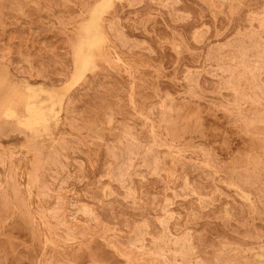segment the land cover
<instances>
[{"label": "rangeland", "instance_id": "374dc122", "mask_svg": "<svg viewBox=\"0 0 264 264\" xmlns=\"http://www.w3.org/2000/svg\"><path fill=\"white\" fill-rule=\"evenodd\" d=\"M13 1L0 61L45 120L0 144V264H264V0H110L84 77L76 48L102 0Z\"/></svg>", "mask_w": 264, "mask_h": 264}, {"label": "bare ground", "instance_id": "6f19581e", "mask_svg": "<svg viewBox=\"0 0 264 264\" xmlns=\"http://www.w3.org/2000/svg\"><path fill=\"white\" fill-rule=\"evenodd\" d=\"M14 1H16V0H14ZM14 1H13V3H14ZM19 1H21V0H19ZM18 1V4L20 3ZM40 1V0H39ZM39 1H37V2H39ZM112 1V0H111ZM110 0H102L101 1V3L99 4V7H94V8H96L94 11H92L93 12V14H91V15H93V16H91L92 17V19H91V21H90V23L87 25L86 24V26L84 27V36L82 37V39L80 40V42H79V44H78V46H77V48H76V60L75 61H77V72L79 73V74H81V77L83 76L82 74L85 72V71H87V69L89 68V65L91 64V62H92V59H93V57H94V52H95V50H97L99 53H101V51H102V47H100V44H102L103 43V41H104V39H106V37H104V39L102 38V34L103 33H101L100 31V29H101V27H100V25H99V22H100V18H102L101 16H100V18H99V14L101 15V13H99L100 12V10L101 9H105L104 7L106 6V8H108L107 7V5L108 4H110L109 2H111ZM157 1H159V0H157ZM17 2V1H16ZM26 1H24V4H26L25 3ZM28 2V1H27ZM36 2V3H37ZM43 3H45L44 1H42ZM71 2V1H70ZM22 3H23V1H22ZM33 3V2H32ZM35 3V2H34ZM49 3V2H48ZM8 4H9V2H8ZM10 4H11V2H10ZM14 4H17V3H14ZM13 4V5H14ZM29 4V3H28ZM38 4V3H37ZM116 4H118V3H116ZM12 5V4H11ZM30 5V4H29ZM43 5V4H42ZM42 5H40V6H42ZM86 5V4H85ZM87 5H88V3H87ZM113 5V4H112ZM17 5H15V7H16ZM26 6V5H25ZM28 6V5H27ZM31 6H33V5H31ZM34 6H36V5H34ZM111 6V5H110ZM117 6V8H118V5H116ZM151 6V5H150ZM7 7V6H6ZM14 7V6H13ZM19 7H20V5H19ZM37 7V6H36ZM22 8H25V7H22ZM28 8H30V6L28 7ZM27 8V9H28ZM41 8V7H40ZM46 8V7H45ZM9 9V8H8ZM8 9H7V11H8ZM13 9V8H12ZM12 9H10L11 10V12H10V10H9V13H12ZM16 9H18V6H17V8ZM93 9V8H92ZM112 9V8H111ZM19 10V9H18ZM36 10V9H35ZM34 10V11H35ZM38 11H39V9H37ZM36 10V11H37ZM109 10H110V7H109ZM222 10V9H221ZM249 10V9H248ZM6 11V15H7V12ZM21 12L23 11V10H20ZM19 11V13H18V15L21 13ZM14 12V11H13ZM24 12V11H23ZM23 12L21 13V14H23ZM28 12V11H27ZM39 12H42V11H39ZM105 12V10H103V13ZM250 12V11H249ZM15 13V12H14ZM17 13V12H16ZM37 13V12H36ZM59 13V12H58ZM99 13V14H98ZM98 14V15H97ZM105 14H106V12H105ZM120 14V13H119ZM3 15V14H2ZM10 15V14H9ZM25 17L24 18H26V17H28L27 16V14L25 13ZM51 15V14H50ZM257 15V14H256ZM21 16V15H20ZM77 16V15H76ZM75 16V17H76ZM103 16V15H102ZM40 17V16H39ZM51 17H52V15H51ZM59 17V16H58ZM65 17H66V15H65ZM81 17V16H80ZM80 17H78V19L80 18ZM90 17V18H91ZM2 18V17H1ZM0 18V19H1ZM4 18V17H3ZM14 18V17H13ZM12 18V19H13ZM23 18V19H24ZM54 18V17H53ZM60 19V18H59ZM103 19V18H102ZM102 19H101V21H102ZM105 19V18H104ZM245 19V18H244ZM15 20V19H14ZM51 20V19H50ZM144 20V19H143ZM6 21H8L7 19H6ZM31 21H33V20H31ZM88 21V22H89ZM17 22V21H16ZM34 22V21H33ZM32 22V23H33ZM65 22V21H64ZM149 22V21H148ZM11 23V22H10ZM15 23V22H14ZM17 23H19V22H17ZM27 23H28V21H27ZM39 23H40V21H39ZM19 24H21V21H20V23ZM35 24H36V22H35ZM70 24H72V22L70 23ZM258 24V23H257ZM43 25V24H42ZM68 25V24H67ZM85 25V24H84ZM109 25V24H108ZM152 25H153V22H152ZM18 26V25H17ZM22 26H23V24H22ZM263 26V25H262ZM33 27V26H32ZM56 27V26H55ZM104 27V26H103ZM109 28H110V26H108ZM22 28V27H21ZM64 28V27H63ZM108 28V29H109ZM113 28H114V25H113ZM152 28V27H151ZM163 28H165V27H163ZM33 29V28H32ZM39 29V28H38ZM66 29V28H65ZM110 29H112V28H110ZM168 29V28H167ZM54 30V29H53ZM104 30H105V28H104ZM114 30H115V28H114ZM142 31H143V29H141ZM56 31V30H55ZM57 31H58V29H57ZM83 30H81V32H82ZM109 31V30H108ZM34 32V31H33ZM47 32V31H46ZM51 32H52V30H51ZM54 32V31H53ZM105 32H106V30H105ZM104 32V33H105ZM193 32V31H192ZM110 33H113V31L112 32H110ZM14 34V33H13ZM106 34V33H105ZM236 34V33H235ZM108 35V34H107ZM18 36V35H17ZM113 36V35H112ZM172 36H173V34H172ZM68 37V36H67ZM66 37V38H67ZM109 37V36H108ZM113 37H115V36H113ZM228 38V37H227ZM69 39V38H68ZM102 39H103V41H102ZM249 39H250V37H249ZM107 40V39H106ZM111 40V39H110ZM253 40V39H252ZM101 41H102V43H101ZM254 41V40H253ZM39 42V41H38ZM147 42V41H146ZM258 42V41H257ZM256 42V43H257ZM64 43V42H63ZM69 43H71L69 40H68V44ZM234 43V42H233ZM250 43V42H249ZM105 44V43H104ZM149 44V43H148ZM4 45V44H3ZM147 45V44H146ZM260 45V44H259ZM105 46V45H104ZM260 46H263V45H260ZM23 47H24V45H23ZM116 47V46H115ZM167 47V46H166ZM252 48H255L254 46L252 47ZM256 48H258V47H256ZM255 48V49H256ZM26 49V48H25ZM116 49V48H115ZM147 49V48H146ZM179 49V48H178ZM261 49V48H260ZM176 50H177V47H176ZM41 51V50H40ZM57 52V51H56ZM114 52V51H113ZM260 52V51H259ZM258 52V53H259ZM9 54H10V52H9ZM9 54H7V55H9ZM12 54V53H11ZM30 54V53H29ZM47 54V53H46ZM70 54V53H69ZM50 55V54H49ZM55 55V54H54ZM22 56V55H21ZM52 56V55H51ZM64 56V55H63ZM7 57V56H6ZM25 56H23V58H24ZM28 57V56H27ZM48 57V56H47ZM60 57V56H59ZM117 58H119L118 56H116ZM12 58V57H11ZM20 58H22V57H20ZM70 58V57H69ZM103 58V57H102ZM238 58V57H237ZM257 58H259L258 56H257ZM4 59V58H3ZM261 59V58H260ZM1 60V59H0ZM13 60V59H12ZM23 60V59H22ZM30 60V59H29ZM52 60V59H51ZM56 60V59H55ZM54 60V61H55ZM57 60H58V58H57ZM56 60V61H57ZM14 61V60H13ZM75 61H74V64H75ZM117 61H119L118 59H117ZM255 61V60H254ZM22 62V61H21ZM23 62H25V61H23ZM28 62V61H27ZM60 62V61H59ZM9 63V62H8ZM52 63V62H51ZM57 63V62H56ZM62 63V62H61ZM111 63V62H110ZM122 63V62H121ZM27 64V63H26ZM72 64V63H71ZM12 65H13V63H12ZM61 66H62V64H60ZM243 65V64H242ZM22 66V65H21ZM40 66V65H39ZM254 66V65H253ZM14 67H15V65H14ZM64 67V66H63ZM259 67V66H258ZM73 68H75V66L74 67H72V69ZM251 68V67H250ZM254 68V67H253ZM260 68H261V66H260ZM29 69V68H28ZM66 69V68H65ZM92 70H94L93 68H91ZM95 69H96V67H95ZM24 70V69H23ZM22 70V73H24V71ZM25 70H27V68L25 69ZM31 70V69H30ZM29 70V71H30ZM101 70H103V68L101 69ZM17 71H18V69H17ZM28 71V73H30ZM42 71V70H41ZM41 71H40V73H41ZM44 71V70H43ZM42 71V72H43ZM75 71V70H74ZM106 71V70H105ZM257 71V70H256ZM45 72V71H44ZM58 72V71H57ZM91 72H93V71H90V74H91ZM99 72V71H98ZM253 72H254V70H253ZM46 73V72H45ZM47 73H49V72H47ZM25 74V73H24ZM43 73H41V76H43L42 75ZM68 74L71 76V74H70V72L68 71ZM249 74V73H248ZM18 75V74H17ZM28 75V74H27ZM104 75V74H103ZM111 75V74H110ZM250 75H251V73H250ZM40 76V77H41ZM73 76V75H72ZM98 76V75H97ZM102 76V75H101ZM100 76V77H101ZM54 77V76H53ZM64 76L62 75V78H63ZM84 77V76H83ZM94 77V76H93ZM93 77H91L92 79H93ZM109 77V76H108ZM252 77V76H251ZM36 78H39L38 76L36 77ZM61 78V79H62ZM66 78V77H65ZM64 78V79H65ZM73 78H74V76H73ZM79 78V77H78ZM77 78V79H78ZM103 78H105L104 76H103ZM43 79V78H42ZM87 79H89V78H87ZM86 79V80H87ZM102 79V78H101ZM199 79V78H198ZM259 79V78H258ZM263 79V78H262ZM45 80V79H44ZM47 80H48V78H47ZM71 80H72V78H71ZM80 80V79H79ZM93 80H95V79H93ZM97 80V79H96ZM105 80H107V78L105 79ZM114 80V79H113ZM53 81V80H52ZM61 81V80H60ZM63 81H65V80H63ZM73 81H74V79H73ZM85 81V80H84ZM99 81H100V79H99ZM263 81V80H262ZM72 82V81H71ZM77 82H78V80H77ZM85 82H87V81H85ZM96 82V81H95ZM57 83H59V82H57ZM62 83V82H61ZM26 84V83H25ZM51 84V83H50ZM71 84V83H70ZM74 84V83H73ZM76 84V83H75ZM103 84H104V82H103ZM93 85V84H92ZM91 85V86H92ZM130 85V84H129ZM28 86V85H27ZM37 86V85H36ZM42 86V85H41ZM89 85H87V87H88ZM33 87H35V86H33ZM33 87H31V88H33ZM68 88H69V86H67ZM71 87H74L73 85L71 86ZM80 87V86H79ZM81 87H83L82 85H81ZM114 87V86H113ZM112 87V88H113ZM257 87V86H256ZM38 88H39V86H38ZM54 88V87H53ZM86 88V87H85ZM254 88V87H253ZM26 89V88H25ZM39 89H41V88H39ZM38 89V90H39ZM89 89L91 90V87H89ZM98 89V88H97ZM27 90V89H26ZM90 90H88V91H90ZM99 90H101V87H100V89ZM110 90V89H109ZM125 90V89H124ZM43 90H41V92H42ZM45 91V90H44ZM44 91H43V93H44ZM47 91V90H46ZM38 92H40V91H38ZM40 92V93H41ZM59 92V91H58ZM62 92V91H61ZM68 92V91H67ZM76 92V91H75ZM106 92V91H105ZM110 92V91H109ZM42 93V94H43ZM48 93V92H47ZM55 93V92H54ZM57 93V92H56ZM55 93V94H56ZM65 93H66V91H65ZM94 93H96V91L94 92ZM103 93V92H102ZM45 94V93H44ZM101 94V93H100ZM192 94V93H191ZM50 95V94H49ZM63 94H61V96H62ZM104 95H106V94H104ZM229 95V94H228ZM60 96V97H61ZM74 96V95H73ZM79 96V95H78ZM95 96V95H94ZM117 96V95H116ZM31 95H27L26 94V92H25V90L23 89V87H22V85H21V83L20 82H18V81H15L13 78H12V75L10 74V72H9V69H8V67L4 64V63H2L1 61H0V144L2 143V142H4V141H8V140H10V139H12V138H15V137H17V136H20V135H24L25 134V129H24V126H26V125H31V123L32 122H38V121H44L45 120V116H44V111H43V108L41 107V105H39V104H34L33 102H32V100H31ZM201 97V96H200ZM209 97V96H208ZM224 97V96H223ZM58 98H59V96H58ZM72 98V97H71ZM210 98V97H209ZM212 98V97H211ZM68 99H69V97H68ZM203 99V98H202ZM206 99H208V98H206ZM228 99V98H227ZM70 100V99H69ZM112 100V99H111ZM209 100V99H208ZM59 101V100H58ZM96 101V100H95ZM101 101V100H100ZM99 101V102H100ZM122 101V100H121ZM239 101V100H238ZM46 102V101H45ZM63 102V101H62ZM61 102V103H62ZM97 102V101H96ZM103 102V101H102ZM104 102H106V101H104ZM240 102V101H239ZM123 103V102H122ZM128 103V102H127ZM40 104H43V103H40ZM67 104H68V102H67ZM71 104V103H70ZM84 104V103H83ZM86 104V103H85ZM104 104V103H103ZM220 104V103H219ZM258 104V103H257ZM55 105V104H54ZM72 105H73V103H72ZM244 105V104H243ZM68 106V105H67ZM97 106V105H96ZM102 106V105H101ZM52 107V106H51ZM64 107H65V105H64ZM98 107V106H97ZM104 108H105V106H104ZM118 108V107H117ZM66 109V108H65ZM120 109V108H119ZM140 109V108H139ZM224 109H226V108H224ZM72 110V109H71ZM95 110V109H94ZM188 111V110H187ZM221 111V110H220ZM69 112V111H68ZM64 113H66V110H65V112ZM71 113V112H70ZM124 113V112H123ZM187 113V112H186ZM94 114V113H93ZM58 115V114H57ZM108 115V114H107ZM110 115V114H109ZM116 116H118V115H116ZM122 116V115H121ZM218 117V116H217ZM67 118V117H66ZM107 118V117H106ZM215 118V117H214ZM65 120V119H64ZM110 121H112V120H110ZM233 121V120H232ZM67 122H68V120H67ZM228 122V121H227ZM235 122V121H234ZM80 123V122H79ZM83 123V122H82ZM202 123V122H201ZM218 123H219V121H218ZM238 123V122H237ZM71 124V123H70ZM70 124H68V127H70ZM109 124H111V123H109ZM77 125V124H76ZM105 125V124H104ZM216 125H218V124H216ZM101 126V125H100ZM132 126V125H131ZM215 126V125H214ZM85 127V126H84ZM111 127V126H110ZM178 128V127H177ZM211 128V127H210ZM212 128H213V126H212ZM216 128V127H215ZM105 129V128H104ZM132 129V128H131ZM130 129V130H131ZM200 129H202L201 127H200ZM224 130H225V127L223 128ZM75 131H76V129H74ZM206 130V129H205ZM256 130V129H255ZM46 131V130H45ZM78 132H80L79 130H77ZM76 131V132H77ZM134 131V130H133ZM207 131V130H206ZM230 131V130H229ZM257 131H259V130H257ZM210 132H211V130H210ZM232 132V131H231ZM260 132V131H259ZM195 134V133H194ZM236 134V133H235ZM232 135H234V134H232ZM208 136V135H207ZM47 137V136H46ZM87 137V136H86ZM128 137V136H127ZM141 137V136H140ZM226 137V136H225ZM231 138V137H230ZM242 139V138H241ZM26 140H27V138H26ZM30 140V139H29ZM28 140V141H29ZM73 141L75 140V139H72ZM86 140V139H85ZM137 141V140H136ZM218 141V140H217ZM30 142V141H29ZM61 142V141H60ZM236 142V141H235ZM245 142V141H244ZM62 143V142H61ZM63 143H67V142H63ZM69 143V142H68ZM60 144V143H59ZM59 144H57V145H59ZM219 144H220V142H219ZM257 144V143H256ZM56 145V146H57ZM63 145V147L62 148H65L64 147V144H62ZM68 145V144H67ZM70 145V144H69ZM61 146V145H60ZM60 146H58V148L60 147ZM217 146V145H216ZM29 147V146H28ZM80 147V146H79ZM229 147V145L227 146V148ZM248 147V146H247ZM29 148H32V147H29ZM57 148V147H56ZM62 148H60L61 150H62ZM77 148V147H76ZM220 148V147H219ZM66 149V148H65ZM131 149V148H130ZM198 149H200V148H198ZM214 149V148H213ZM202 150V149H201ZM200 150V151H201ZM242 150V149H241ZM43 151V150H42ZM204 151V150H203ZM252 151V150H251ZM259 151V150H258ZM38 152V151H37ZM62 152V151H61ZM83 152V151H82ZM121 152V151H120ZM224 152V151H223ZM228 152V151H227ZM54 153V152H53ZM48 154H50V153H48ZM205 154V153H204ZM235 154V153H234ZM53 155V154H52ZM55 155V154H54ZM38 156H39V154H38ZM83 156H85V155H83ZM232 156V155H231ZM1 157V156H0ZM61 157V156H60ZM63 157V156H62ZM58 158V157H57ZM72 158V157H71ZM246 158V157H245ZM48 159H50V158H48ZM106 159V158H105ZM128 159V158H127ZM261 159V158H260ZM60 160V159H59ZM64 160V159H63ZM79 160V159H78ZM121 160V159H120ZM227 160V159H226ZM229 160H230V158H229ZM245 160V159H244ZM1 161V160H0ZM48 161H50V160H48ZM47 161V162H48ZM67 161H68V159H67ZM66 161V162H67ZM107 161V160H106ZM123 161V160H122ZM166 161V160H165ZM47 162H45V164L47 163ZM80 162V161H79ZM203 162V161H202ZM227 162V161H226ZM1 163H3V162H1ZM58 163H59V161H58ZM102 163H103V160H102ZM106 163V162H105ZM123 163V162H122ZM166 163H168V161L166 162ZM229 163V162H228ZM48 164V163H47ZM50 164V163H49ZM52 164H53V166L55 165L56 166V164L52 161V163H51V165L50 166H52ZM204 165V164H203ZM235 165V164H234ZM47 166V165H46ZM113 166V165H112ZM221 166V165H220ZM118 167V166H117ZM129 167V166H128ZM222 167V166H221ZM60 168V167H59ZM85 168V167H84ZM83 168V169H84ZM106 168H107V166H106ZM115 168V167H114ZM125 168H126V166H125ZM200 168V167H199ZM10 169V168H9ZM50 169V168H49ZM54 169V168H53ZM55 169H57V168H55ZM74 169V168H73ZM220 169V168H219ZM235 169V168H234ZM16 170V169H15ZM47 170V169H46ZM50 170H52V169H50ZM70 170H71V168H70ZM201 170V169H200ZM1 171V170H0ZM117 171V170H116ZM205 171H206V169H205ZM223 171V170H222ZM48 172V171H47ZM81 172V171H80ZM138 172V171H137ZM141 172H143V171H141ZM145 172V171H144ZM189 172V171H188ZM229 172V171H228ZM46 173V172H45ZM49 173V172H48ZM54 173V171L52 172V174ZM73 173V172H72ZM112 173V172H111ZM118 173H120V172H118ZM125 173V172H124ZM136 173V172H135ZM140 173V172H139ZM146 173V172H145ZM193 173V172H192ZM32 174V173H31ZM47 174V173H46ZM230 174V173H229ZM250 174V173H249ZM44 175V174H43ZM48 176H52V175H50V174H47ZM79 175V174H78ZM78 175H76V176H78ZM188 175V174H187ZM1 176V175H0ZM28 176V175H27ZM112 176V175H111ZM200 176V175H199ZM205 176H207V175H205ZM212 176V175H211ZM53 177V176H52ZM56 177V176H55ZM68 177V176H67ZM108 177V176H107ZM119 177V176H118ZM136 177V176H135ZM197 177V176H196ZM28 178V177H27ZM40 178H42V177H40ZM44 178V177H43ZM81 178V177H80ZM103 178V177H102ZM148 178V177H147ZM200 178V177H199ZM248 178V177H247ZM46 179V178H45ZM65 179V178H64ZM78 179V178H77ZM207 179H208V177H207ZM210 179V178H209ZM12 180V179H11ZM14 180V179H13ZM99 180H100V178H99ZM135 180V179H134ZM0 181H1V178H0ZM79 181V180H78ZM117 181H118V179H117ZM128 181V180H127ZM138 181V180H137ZM13 182V181H12ZM36 182V181H35ZM77 182V181H76ZM147 182V181H146ZM194 182V181H193ZM1 183V182H0ZM48 183V182H47ZM113 183V182H112ZM120 183H121V181H120ZM129 183V182H128ZM137 183V182H136ZM186 183V182H185ZM14 184H15V182H14ZM33 184V183H32ZM77 184H79L80 185V181H79V183H77ZM108 184V183H107ZM146 184V183H145ZM161 184V183H160ZM212 184V183H211ZM224 184V183H223ZM1 185V184H0ZM41 185V184H40ZM39 185V186H40ZM48 185V184H47ZM72 185H73V183H72ZM78 185V186H79ZM129 185V184H128ZM148 185V184H147ZM214 185V184H213ZM231 185V184H230ZM261 185V184H260ZM52 186V185H51ZM77 186V185H76ZM127 186V185H126ZM199 186V185H198ZM44 187V186H43ZM88 187V186H87ZM86 187V188H87ZM138 187V186H137ZM151 187H152V185H151ZM214 187H215V185H214ZM234 187V186H233ZM4 188V187H3ZM70 188L71 187H69V190H70ZM96 188V187H95ZM117 188V187H116ZM133 188V187H132ZM154 188V187H153ZM13 188L11 187V190H12ZM41 188H39V190H40ZM45 189V188H44ZM80 189V188H79ZM78 189V190H79ZM135 189V188H134ZM150 189V188H149ZM160 189V188H159ZM3 190V189H2ZM117 190V189H116ZM162 190V189H161ZM190 190V189H189ZM13 191V190H12ZM44 191V190H43ZM77 191V190H76ZM82 191H85V190H83L82 189ZM97 191H99V190H97ZM125 191H126V189H125ZM159 191V190H158ZM239 191V190H238ZM4 192V191H3ZM40 192V191H39ZM71 192V191H70ZM73 192V191H72ZM71 192V193H72ZM78 192V191H77ZM80 192V191H79ZM153 192V191H152ZM201 192V191H200ZM209 192V191H208ZM14 192H12V194H13ZM41 193V192H40ZM39 193V195L40 196H43V194H40ZM85 193H88V190H87V192H85ZM97 193V192H96ZM101 193V192H100ZM99 193V194H100ZM116 193V192H115ZM241 193V192H240ZM74 194V193H73ZM78 194V193H77ZM91 194V193H90ZM119 194V193H118ZM128 194H129V192H128ZM137 194V193H136ZM149 194V193H148ZM160 194H161V192H160ZM210 194V193H209ZM3 195H5V193L4 194H1V197L3 196ZM14 195H16V194H14ZM29 195V194H28ZM45 195V194H44ZM152 195V194H151ZM177 196H178V191H177V194H176ZM180 195V194H179ZM193 195V194H192ZM202 195H203V193H202ZM219 195V194H218ZM221 195V194H220ZM240 195V194H239ZM23 196V195H22ZM45 196H47V194L45 195ZM74 196H76V195H74ZM95 196V195H94ZM97 196H99V195H97ZM140 196V195H139ZM138 196V197H139ZM168 196V195H167ZM204 196H205V194H204ZM246 196H247V194H246ZM245 196V197H246ZM249 196V195H248ZM5 198H6V196H4ZM3 197V198H4ZM81 197H83V196H81ZM120 197V196H119ZM125 197V196H124ZM157 197V196H156ZM210 197V196H209ZM213 197V196H212ZM230 197H231V195H230ZM244 197V198H245ZM3 198H1L0 200H3ZM8 198V197H7ZM7 198H6V200H7ZM45 198H47V197H45ZM96 198V200H97V197H95ZM102 198V197H101ZM148 198V197H147ZM149 198H150V196H149ZM151 198H154V197H151ZM15 199V198H14ZM43 199V198H42ZM83 199V198H82ZM103 199V198H102ZM127 199V198H126ZM126 199H124V200H126ZM135 199H137V198H135ZM139 199V198H138ZM141 199V198H140ZM160 199V198H159ZM196 199V198H195ZM247 199V198H246ZM248 199H250V198H248ZM247 199V200H248ZM5 200V199H4ZM5 200V201H6ZM16 200H18V198L16 199ZM46 200V199H45ZM70 200V199H69ZM76 200V199H75ZM99 200V199H98ZM122 199H120L119 200V203H120V201H121ZM152 200V199H151ZM8 201V200H7ZM6 201V202H7ZM44 201V200H43ZM73 201V200H72ZM78 201V200H77ZM83 201V200H82ZM118 201V200H117ZM133 201V200H132ZM137 201V200H136ZM207 201V200H206ZM4 202V201H3ZM46 202V201H45ZM45 202H44V204H45ZM102 202V201H101ZM106 202H107V200H106ZM138 202V201H137ZM161 202V201H160ZM204 202V201H203ZM225 202V201H224ZM223 202V203H224ZM227 202V201H226ZM225 202V203H226ZM95 203H97V202H95ZM112 203V202H111ZM121 203H123V202H121ZM156 203H158V202H156ZM176 203H177V201H176ZM264 203V202H263ZM5 204V203H4ZM113 204V203H112ZM137 204V203H136ZM152 204H153V202H152ZM164 204V203H163ZM221 204V203H220ZM236 204V203H235ZM46 205V204H45ZM124 205H126V204H124ZM206 205V204H205ZM210 205V204H209ZM4 206V205H3ZM2 206V207H3ZM70 206V205H69ZM72 206H73V204H72ZM149 206H150V204H149ZM203 206H204V204H203ZM230 206H232V205H230ZM6 207V206H5ZM19 207H21V206H19ZM121 207V206H120ZM132 207V206H131ZM161 207V206H160ZM160 207H159V212L158 213H160ZM206 207H207V205H206ZM237 207V206H236ZM260 207V206H259ZM4 208V207H3ZM17 208V207H16ZM96 208V207H95ZM105 208V207H104ZM133 208H134V206H133ZM176 208V207H175ZM192 208V207H191ZM196 208V207H195ZM27 209V208H26ZM73 209H74V207H73ZM77 209V208H76ZM94 209V208H93ZM102 210H104L103 208H101ZM108 209V208H107ZM106 209V210H107ZM204 209V208H203ZM239 209V208H238ZM259 209V208H258ZM5 210H7V209H5ZM106 210H104V211H106ZM116 210V209H115ZM125 210V209H124ZM235 210V209H234ZM19 211V210H18ZM21 211V210H20ZM29 211V210H28ZM27 211V212H28ZM69 211V210H68ZM71 211V210H70ZM76 211V210H75ZM75 211H73V213L75 212ZM96 211V210H95ZM110 211V210H109ZM131 211V210H130ZM137 211H139V210H137ZM246 211V210H245ZM107 212V211H106ZM136 212V211H135ZM162 212V211H161ZM174 212V211H173ZM179 212V211H178ZM216 212V211H215ZM221 212H222V210H221ZM226 212H227V210H226ZM229 212V211H228ZM231 212H233V211H231ZM22 213V212H21ZM25 213V212H24ZM103 213V212H102ZM108 213V212H107ZM106 213V214H107ZM145 213V212H144ZM206 213V212H205ZM212 213H213V211H212ZM218 213V212H217ZM239 213V212H238ZM23 214V213H22ZM29 214V213H28ZM71 214V213H70ZM121 214V213H120ZM143 214V213H142ZM178 214V213H177ZM200 214V213H199ZM210 214H211V212H210ZM228 214V213H227ZM24 215V214H23ZM23 215H20V217L21 218H23L24 216ZM26 215V214H25ZM103 216H104V214H102ZM141 215V214H140ZM205 215V214H204ZM206 215H208V213L206 214ZM205 215V216H206ZM233 215H235V214H233ZM239 215V214H238ZM237 215V216H238ZM44 216V215H43ZM157 216V215H156ZM228 216V215H227ZM237 216H235V217H237ZM240 216V215H239ZM238 216V217H239ZM242 216V215H241ZM70 217V216H69ZM73 217H75V216H73ZM152 217V216H151ZM164 217V216H163ZM168 217V216H167ZM201 217L203 218V216L201 215ZM209 217H210V215H209ZM5 218V217H4ZM3 218V222H4V219ZM16 218H19V217H17L16 216ZM20 218V219H21ZM26 218H28L27 216H26ZM45 218V217H44ZM82 218V217H81ZM92 218V217H91ZM142 218H143V215H142ZM155 218V217H154ZM191 218V217H190ZM52 219V218H51ZM69 219V218H68ZM79 218H77V220H78ZM88 219V218H87ZM94 219V218H93ZM105 219H107L106 218V216H105ZM111 219V218H110ZM264 219V218H263ZM19 220V219H18ZM21 220H23V219H21ZM25 220H27V219H25ZM25 220H23V221H25ZM109 220V219H108ZM177 220V219H176ZM175 220V221H176ZM2 221V220H1ZM14 221H16V220H14ZM28 221V220H27ZM27 221H25V222H27ZM74 221H75V218H74ZM80 221H82L83 222V220H80ZM89 221V220H88ZM87 221V222H88ZM119 221V220H118ZM121 221V220H120ZM119 221V222H120ZM175 221H174V223H175ZM207 221V220H206ZM239 221V220H238ZM243 221V220H242ZM17 222V221H16ZM22 221H20V223H21ZM24 222V223H25ZM29 222V221H28ZM28 222H27V224H28ZM42 222V221H41ZM94 222V221H93ZM165 222V221H164ZM23 223V222H22ZM23 223V224H24ZM112 223V222H111ZM121 223V222H120ZM124 223V222H123ZM129 223V222H128ZM183 223V222H182ZM13 224V223H12ZM19 224V223H18ZM30 224V223H29ZM132 224V223H131ZM164 224H166V223H164ZM180 224V223H179ZM231 224V223H230ZM22 225V224H21ZM20 225V226H21ZM32 225V224H31ZM198 225H199V223H198ZM207 225V224H206ZM11 225H9V227H10ZM13 226V225H12ZM12 226H11V228H12ZM24 225H22V227H23ZM130 226V225H129ZM167 226H168V224H167ZM173 226V225H172ZM179 226V225H178ZM231 226V225H230ZM232 226H234V225H232ZM259 226H260V224H259ZM262 226V225H261ZM261 226H260V228H261ZM14 227H15V225H14ZM13 227V228H14ZM22 227H19L20 228V230H22L21 228ZM27 227H28V225H27ZM31 227H33V226H31ZM42 227H43V225H42ZM171 227V226H170ZM200 227H201V225H200ZM221 227V226H220ZM223 227V226H222ZM229 227V226H228ZM250 227V226H249ZM251 227H252V225H251ZM263 227H264V225H263ZM15 228H17L18 229V227H15ZM24 228V227H23ZM116 228V227H115ZM117 228H119V226L117 227ZM132 228V227H131ZM167 228V227H166ZM185 228H186V226H185ZM207 228V227H206ZM215 228V227H214ZM242 228V227H241ZM245 228V227H244ZM255 228H257V227H255ZM120 229H122L121 227H120ZM221 229V228H220ZM253 229V228H252ZM259 229V228H258ZM19 230V231H20ZM31 231H32V229H30ZM29 230V231H30ZM119 229H117V231H118ZM130 230V229H129ZM147 230V229H146ZM210 230V229H209ZM222 230V229H221ZM230 230V229H229ZM229 230H227V231H229ZM238 230V229H237ZM260 230V229H259ZM18 231V232H19ZM28 231V232H29ZM37 231V230H36ZM86 231V230H85ZM231 231H234V230H231ZM249 231H251V230H249ZM248 231V232H249ZM134 232V231H133ZM203 232V231H202ZM207 232V231H206ZM235 232H236V230H235ZM245 232V231H244ZM253 232V231H252ZM251 232V233H252ZM7 233V232H6ZM20 233V232H19ZM37 233H38V231H37ZM36 233V234H37ZM160 233V232H159ZM198 233V232H197ZM212 233H214L213 231H212ZM220 233V232H219ZM239 233V232H238ZM241 233V232H240ZM254 233V232H253ZM32 234H34V233H32ZM40 234V233H39ZM60 234V233H59ZM169 234V233H168ZM194 234V233H193ZM210 234H211V231H210ZM210 234H208L209 235V237H210ZM218 234V233H217ZM222 233H220V234H218V235H221ZM246 234V233H245ZM250 234V233H249ZM259 234V233H258ZM205 235V234H204ZM223 235V234H222ZM239 235V234H238ZM242 235H244V233H242L241 234V236ZM247 235V234H246ZM59 236V235H58ZM236 236H237V233H236ZM23 237V236H22ZM112 237V236H111ZM163 237V236H162ZM208 237V236H207ZM239 237V236H238ZM245 237V236H244ZM243 237V238H244ZM247 237H248V235H247ZM246 237V238H247ZM264 237V236H263ZM37 238V237H36ZM45 238V237H44ZM62 238V237H61ZM129 238V237H128ZM193 238V237H192ZM200 238H201V236H200ZM216 238H218V237H216ZM220 238V237H219ZM254 238V237H253ZM253 238H252V240H253ZM2 239V238H1ZM21 239V238H20ZM26 239V238H25ZM140 239V238H139ZM203 239V238H202ZM235 239V238H234ZM240 239V238H239ZM45 240V239H44ZM170 240V239H169ZM220 240V239H219ZM245 240V239H244ZM25 241V240H24ZM124 241H127V240H124ZM251 241V240H250ZM264 241V240H263ZM12 242V241H11ZM128 242L130 243V241L128 240ZM210 242H211V240H210ZM243 242V241H242ZM247 242V241H246ZM253 242H254V240H253ZM252 241H251V243H253ZM19 243V242H18ZM35 243V242H34ZM37 243V242H36ZM128 243V244H129ZM185 243V242H184ZM209 243V242H208ZM228 243V242H227ZM248 243V242H247ZM257 243H259V242H257ZM261 243H263V242H261ZM1 244H2V242H1ZM0 244V245H1ZM21 244V243H20ZM98 244V243H97ZM132 244V243H131ZM144 244V243H143ZM204 244H206V243H204ZM229 244V243H228ZM237 244V243H236ZM243 244V243H242ZM256 244V243H255ZM15 245H16V243H15ZM18 245V244H17ZM23 245V244H22ZM35 245V244H34ZM39 245V244H38ZM130 245V244H129ZM128 245V246H129ZM219 245V244H218ZM225 245V244H224ZM239 245H240V243H239ZM258 245H260V244H258ZM99 246V245H98ZM160 246V245H159ZM181 246H182V244H181ZM194 246V245H193ZM244 246V245H243ZM250 246H251V244H250ZM1 247V246H0ZM3 247H5V246H2V248ZM18 247V246H17ZM130 247V246H129ZM137 247V246H136ZM185 247V246H184ZM195 247V246H194ZM205 247V246H204ZM242 247V246H241ZM248 247V246H247ZM6 248V247H5ZM134 248V247H133ZM147 248V247H146ZM161 248V247H160ZM159 248V249H160ZM216 248V247H215ZM15 249V248H14ZM170 249V248H169ZM181 249V248H180ZM197 249V248H196ZM226 249V248H225ZM242 249V248H241ZM260 250H261V248H259ZM102 250V249H101ZM22 250L20 249V253L22 254V252H21ZM36 251V250H35ZM142 251V250H141ZM145 251V250H144ZM143 251V252H144ZM147 252H148V250H146ZM151 251V250H150ZM158 251V250H157ZM163 250H162V248H161V252H162ZM169 251V250H168ZM174 251V250H173ZM185 251H187V250H185ZM233 251V250H232ZM239 251V250H238ZM249 251V250H248ZM263 251V250H262ZM9 252V251H8ZM8 252H7V255H8ZM103 252V251H102ZM106 252V251H105ZM175 252H176V249H175ZM198 252V251H197ZM226 252V251H225ZM242 252V251H241ZM244 252V251H243ZM24 253V252H23ZM142 253V252H141ZM146 252H144V254H145ZM155 253V252H154ZM167 253H169V252H167ZM231 253V252H230ZM230 253H228L229 255H231ZM251 253V252H250ZM263 253V252H262ZM1 254V253H0ZM25 254V253H24ZM58 254V253H57ZM94 254V253H93ZM98 254V253H97ZM139 254V253H138ZM158 254V253H157ZM163 254H165L164 253V251H163ZM163 254H161V255H163ZM177 254V253H176ZM179 254V253H178ZM200 254V253H199ZM202 254V253H201ZM204 254V253H203ZM222 254V253H221ZM227 254V253H226ZM225 254V255H226ZM237 254H238V252H237ZM242 254V253H241ZM11 255V254H10ZM29 255V254H28ZM37 255L39 256V252L37 251ZM147 255V254H146ZM154 255V254H153ZM168 255V254H167ZM33 256H35L36 257V255H33ZM164 256V255H163ZM197 256V255H196ZM233 256V255H232ZM260 256H261V254H260ZM16 257V256H15ZM20 257V256H19ZM23 257V256H22ZM29 257V256H28ZM95 257V256H94ZM102 257H104V256H102ZM109 258H110V256H108ZM108 257H105V260H102V259H100L101 257H99V259L100 260H102V261H106V260H108ZM115 257V256H114ZM176 257V256H175ZM174 257V258H175ZM180 257V256H179ZM201 257V256H200ZM227 257V256H226ZM259 257V256H258ZM33 258V257H32ZM210 258V257H209ZM213 258H215V257H213ZM225 258V257H224ZM19 259V258H18ZM89 259V258H88ZM104 259V258H103ZM150 259V258H149ZM176 259V258H175ZM206 259V258H205ZM263 259V258H262ZM13 260H17V259H14L13 258ZM30 260H32V259H30ZM33 260H34V258H33ZM110 260H112V257L110 258ZM109 260V261H110ZM133 260V259H132ZM144 260V259H143ZM170 260V259H169ZM179 260H180V258H179ZM197 260V259H196ZM5 261V260H4ZM15 261H13V262H15ZM21 261H23V260H21ZM82 261H83V256H82ZM114 261V263H115V260H113ZM117 261V260H116ZM147 261V260H146ZM178 261V260H177ZM227 261V260H226ZM226 261H224V262H226ZM232 261V260H231ZM230 261V262H231ZM10 261H8V263H9ZM12 262V261H11ZM44 263H45V261H43ZM78 262H79V260H78ZM90 262V261H89ZM108 262V261H107ZM156 262V261H155ZM161 262V261H160ZM167 262V261H166ZM181 262V261H180ZM210 262V261H209ZM223 262V264H226V263H224ZM16 263V262H15ZM14 263V264H15ZM32 263V262H31ZM30 263V264H31ZM36 263V262H35ZM113 263V262H112ZM119 263H122V262H119ZM169 263V262H168ZM198 263V262H197ZM196 263V264H197ZM200 263V262H199ZM198 263V264H199ZM212 263H214V262H212ZM239 263V262H238ZM237 263V264H238ZM4 264V263H3ZM11 264V263H10ZM29 264V263H28ZM103 264V263H102ZM118 264V263H117ZM228 264V263H227ZM247 264V263H246Z\"/></svg>", "mask_w": 264, "mask_h": 264}]
</instances>
